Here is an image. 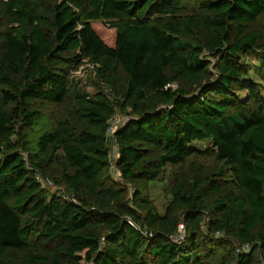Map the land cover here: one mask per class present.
<instances>
[{
  "label": "trees",
  "instance_id": "trees-1",
  "mask_svg": "<svg viewBox=\"0 0 264 264\" xmlns=\"http://www.w3.org/2000/svg\"><path fill=\"white\" fill-rule=\"evenodd\" d=\"M263 18L264 0H0V264H264Z\"/></svg>",
  "mask_w": 264,
  "mask_h": 264
},
{
  "label": "rangeland",
  "instance_id": "rangeland-1",
  "mask_svg": "<svg viewBox=\"0 0 264 264\" xmlns=\"http://www.w3.org/2000/svg\"><path fill=\"white\" fill-rule=\"evenodd\" d=\"M257 23L264 25V18L259 20ZM93 27L98 31L99 34H104L108 31L107 27L103 25L100 22H94ZM245 60L250 61L251 63H257V60L253 56V54H249L244 57ZM71 78L73 79V84L77 82L78 87L81 90L87 91L89 93H94L96 91V84H95V69L93 68V65L87 61H84L76 70H74L71 74ZM72 86V85H71ZM44 112L45 114L51 118L56 119V117H59L63 115L64 112V106L63 105H54L50 103H44ZM126 119V116L123 115L120 111L116 110L112 119L110 120V126L113 128H116L122 124V122ZM108 146L110 148V156L113 160L116 147L115 143L112 137V134H108ZM197 146L203 148L208 146V141H196L195 142ZM197 161L200 162L202 169L204 172L210 171L214 164V156L213 155H207L202 158H197ZM179 166L175 165H167L164 167L161 174L158 176V178L152 182H149L147 184V194L152 200L156 210L159 213H163L165 210L166 205L170 201L171 194L169 192L170 190V184L172 182V178L174 173L179 169ZM112 174L115 178H117V171L115 170L114 166L111 168ZM42 184L47 186L49 189L55 190L56 188L53 187L50 183L46 182L43 179H40ZM131 190L128 189V193H130Z\"/></svg>",
  "mask_w": 264,
  "mask_h": 264
},
{
  "label": "built area",
  "instance_id": "built-area-1",
  "mask_svg": "<svg viewBox=\"0 0 264 264\" xmlns=\"http://www.w3.org/2000/svg\"><path fill=\"white\" fill-rule=\"evenodd\" d=\"M115 128H113V127H111V126H109V128L107 129V131H108V134H112V132H113V130H114Z\"/></svg>",
  "mask_w": 264,
  "mask_h": 264
}]
</instances>
